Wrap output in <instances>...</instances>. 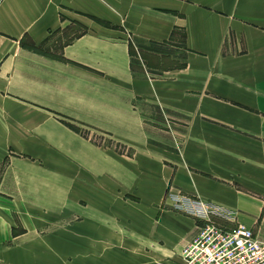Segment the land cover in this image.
Instances as JSON below:
<instances>
[{
  "label": "crops",
  "instance_id": "0c3cea01",
  "mask_svg": "<svg viewBox=\"0 0 264 264\" xmlns=\"http://www.w3.org/2000/svg\"><path fill=\"white\" fill-rule=\"evenodd\" d=\"M170 192L264 242V0H0V262L183 264Z\"/></svg>",
  "mask_w": 264,
  "mask_h": 264
},
{
  "label": "built area",
  "instance_id": "2783aa9c",
  "mask_svg": "<svg viewBox=\"0 0 264 264\" xmlns=\"http://www.w3.org/2000/svg\"><path fill=\"white\" fill-rule=\"evenodd\" d=\"M168 200L175 212L204 224L183 249V264H264V242L250 228L241 223L228 228L216 222L235 223L234 211L177 192L169 193Z\"/></svg>",
  "mask_w": 264,
  "mask_h": 264
},
{
  "label": "rangeland",
  "instance_id": "374dc122",
  "mask_svg": "<svg viewBox=\"0 0 264 264\" xmlns=\"http://www.w3.org/2000/svg\"><path fill=\"white\" fill-rule=\"evenodd\" d=\"M78 31H81V30L78 29ZM67 33H65V34H67ZM71 37L72 36H70V35H61V36L56 35V36L51 38L48 45L40 47L38 49L39 51L36 50L37 47H34L35 51L37 53L38 52L39 53L45 52V53H48L49 55H53L54 57L60 58V57H62V53H61L62 47L66 43H68V41H70ZM27 42H29V41H26L25 45L30 47V49H31V47H33V46H31L32 44L27 43ZM161 113L163 114V111H161ZM163 118H164L163 124L167 128H170L171 126H176L177 123L180 122V121L177 122L176 119H175L176 120L175 121L171 117H168L167 119H165V117H163ZM61 121L67 122V123L73 125L74 127H76L80 131V133H79L80 135H82L83 137L91 139V141L98 146L108 148V149L113 150V151L120 153L122 155H132L134 152L132 147H130V146H128L122 142L117 141L110 134L103 132L97 128L85 126L83 124H80V123L72 120V119L64 118V117L61 118ZM216 222L219 224H225L221 220H216ZM236 223H238V221H236L235 223H228L227 226L229 228H232L235 226ZM61 225H62L61 231L68 229L67 225L66 226H64L63 224H61ZM77 247H78V252H77L76 258L72 259V260H62L60 264H85L86 262L84 259V249H83L84 244H83V242L79 241ZM0 264H6V263L0 262ZM23 264H35V263L34 262H24Z\"/></svg>",
  "mask_w": 264,
  "mask_h": 264
},
{
  "label": "trees",
  "instance_id": "16d2710c",
  "mask_svg": "<svg viewBox=\"0 0 264 264\" xmlns=\"http://www.w3.org/2000/svg\"><path fill=\"white\" fill-rule=\"evenodd\" d=\"M31 49H33V50H35V48H34V46L33 47H31ZM36 50H38V49H36ZM39 51V50H38ZM61 59L63 58V57H60ZM67 127H69L70 129H72L73 131H75V132H77V133H80V131L76 128V127H74L73 125H71V124H69V123H67V122H63Z\"/></svg>",
  "mask_w": 264,
  "mask_h": 264
}]
</instances>
